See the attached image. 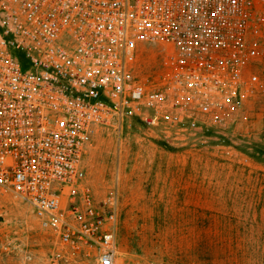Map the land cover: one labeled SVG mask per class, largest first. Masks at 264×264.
I'll return each mask as SVG.
<instances>
[{
  "label": "built area",
  "instance_id": "1",
  "mask_svg": "<svg viewBox=\"0 0 264 264\" xmlns=\"http://www.w3.org/2000/svg\"><path fill=\"white\" fill-rule=\"evenodd\" d=\"M257 3L0 0V189L61 245L115 264L118 195L95 199L87 146L100 127L134 118L184 132L224 124L259 81ZM141 46L166 54L157 82L132 72Z\"/></svg>",
  "mask_w": 264,
  "mask_h": 264
},
{
  "label": "rangeland",
  "instance_id": "2",
  "mask_svg": "<svg viewBox=\"0 0 264 264\" xmlns=\"http://www.w3.org/2000/svg\"><path fill=\"white\" fill-rule=\"evenodd\" d=\"M260 56L264 0H258ZM166 54L141 46L132 72L157 82ZM259 81L222 125L196 132L129 119L100 127L86 148L87 183L118 195L115 264H264V56ZM96 264L89 245H61L31 208L0 189V264Z\"/></svg>",
  "mask_w": 264,
  "mask_h": 264
}]
</instances>
